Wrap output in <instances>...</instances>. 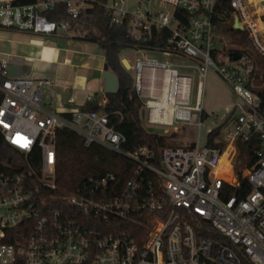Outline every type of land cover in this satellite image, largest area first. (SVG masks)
I'll return each instance as SVG.
<instances>
[{"label":"built area","instance_id":"built-area-1","mask_svg":"<svg viewBox=\"0 0 264 264\" xmlns=\"http://www.w3.org/2000/svg\"><path fill=\"white\" fill-rule=\"evenodd\" d=\"M60 2L68 17L49 19L44 12ZM93 3L0 1V29L64 34ZM230 4L233 27L246 30L264 56V1ZM103 5L112 24H127L128 37L136 44L169 33L163 46L133 49L135 89L147 126L169 129L180 124L200 131L210 71L240 102L208 129V134L219 129L212 145L207 137L199 145L198 134L192 147L126 149V136L111 123L108 112L84 108L72 96L67 100L70 110L58 111L44 94L54 84L52 78L12 75L9 61L0 60L4 138L26 154L39 148L41 159L39 173L10 162L0 167V264H264V95L251 85L252 58L239 53L234 59L232 52L237 51L217 45L222 40L213 20L216 0H106ZM150 54L183 55L193 61L194 103L193 76ZM146 68L151 70L148 84L143 83ZM157 69L162 75L156 93ZM93 99L88 95L87 101ZM62 127L78 131L86 144L98 143L133 160V176L118 187V177L106 172L89 177L74 192H61L55 168L56 132ZM254 134L261 143L257 161L238 173V140ZM229 146L227 170L222 157ZM241 179L251 185L243 197L237 194ZM226 185L234 188L227 199ZM204 221L210 227L204 228Z\"/></svg>","mask_w":264,"mask_h":264},{"label":"trees","instance_id":"trees-1","mask_svg":"<svg viewBox=\"0 0 264 264\" xmlns=\"http://www.w3.org/2000/svg\"><path fill=\"white\" fill-rule=\"evenodd\" d=\"M15 4H30L36 0H12ZM106 0H94L91 7L84 9L79 20L85 21L90 27L88 39L95 41L103 49L105 55V69L114 72L118 78V90L115 93H105L106 103L101 104L103 96L94 95L92 101L83 105L87 109L106 111L110 115L111 123L116 125L118 131L126 136L124 148L133 149L137 146H148L156 152L165 147L195 146V141L190 140L183 143L178 140L177 133H155L147 129L145 117L142 116L143 102L135 89V79L130 69L122 63L120 55L125 47L132 49L144 48L146 46H163L168 36L167 31L159 33L148 42L135 43L128 37L127 24H112L110 13L106 11L103 3ZM51 20L67 18V9L60 2L53 9L44 12ZM215 32L219 40L230 35L236 43V49L240 54H247L254 62L251 76V85L258 94L264 95V56L254 47L252 40L246 30L233 27V10L230 0H216L213 13ZM3 78L0 76V83ZM3 93L0 89V103ZM70 116V113H65ZM207 117V113H204ZM219 129L213 130L207 136L208 144H213V139ZM239 156L236 163L238 173L252 167L257 161V151L261 143L257 134L249 139L238 140ZM231 146L228 147V150ZM40 150L36 148L33 152L23 153L9 144L0 128V167L10 162L14 166L32 168L35 172L40 171ZM239 164L242 167H239ZM136 163L126 156L107 149L98 144H86L84 137L70 127L58 128L56 132V168L55 179L61 192H74L83 182L91 176H99L106 172L114 173L118 178L115 185L123 187L134 173ZM227 189L225 199L234 191L233 187L225 186ZM251 185L245 179H241L240 188L237 191L239 197H243ZM57 191V192H60ZM204 228L210 224L203 223ZM204 234L209 235L206 230Z\"/></svg>","mask_w":264,"mask_h":264},{"label":"crops","instance_id":"crops-1","mask_svg":"<svg viewBox=\"0 0 264 264\" xmlns=\"http://www.w3.org/2000/svg\"><path fill=\"white\" fill-rule=\"evenodd\" d=\"M67 37L69 36L66 33L34 35L0 29V60H8L10 67L15 66L21 70V75L52 78L54 84L47 88L49 98L45 99L53 108L61 112L70 110L71 106L67 100L71 96L82 105L87 101L88 95H99L106 99L104 95L105 55L95 53V47H89L87 51L91 52V57L82 62L80 61L82 58H75L71 54L60 59L58 58L60 50L56 41L59 40L57 38L62 41ZM93 42L98 45L97 42ZM69 52L72 53L74 50L69 48ZM146 74L150 79L151 70L148 69ZM161 75V70H155V77L160 78V84ZM232 108L228 107L225 114Z\"/></svg>","mask_w":264,"mask_h":264},{"label":"rangeland","instance_id":"rangeland-1","mask_svg":"<svg viewBox=\"0 0 264 264\" xmlns=\"http://www.w3.org/2000/svg\"><path fill=\"white\" fill-rule=\"evenodd\" d=\"M0 1H8V0H0ZM90 32V27L85 21L77 20L73 24V26L66 30L67 38H63L62 41L60 38L56 41L57 46L59 47V55L58 58L63 59L65 55H70L73 57H80V61L82 62L86 58H90L91 52H88L89 47H95V53L104 54L103 49L99 45H95L93 41L88 40V35ZM70 41V42H68ZM219 47H227V49L234 50L236 49L235 40L232 39L230 35L223 37L222 41L217 44ZM69 48L73 49L74 52H69ZM90 48V49H91ZM122 58H127L131 63L130 72L134 79H136L137 70L135 68V57L137 52L130 47H125L121 50L120 53ZM150 56H157L162 61H167L169 63L174 64L179 68L181 72L188 73L193 76V86H192V103L195 100V91H196V84H197V74L193 70V61L183 55H154L150 54ZM147 68L143 72V83L148 84L149 79L147 78ZM155 87L156 93L158 88L160 87V78H155ZM49 89L44 90L45 98L48 99L49 96L47 95ZM240 102V98L237 94L231 89V87L222 81L216 74L212 71L208 74L205 86H204V94H203V108L208 116L203 121V125L200 128V131L193 126L189 125H180L175 124L174 127H170L168 129V134L177 133L179 136L177 137L178 140L182 141L183 143H187L190 140L197 141L198 134H199V145H203L207 134L208 129L215 125V122L221 120L224 116L225 111L228 107H235L237 108L238 103ZM146 124V122H145ZM232 155V154H231ZM229 150H227L223 157H222V164L228 170L230 167V158ZM236 166V165H235ZM239 167H242L239 164ZM238 167H235L237 170Z\"/></svg>","mask_w":264,"mask_h":264},{"label":"water","instance_id":"water-1","mask_svg":"<svg viewBox=\"0 0 264 264\" xmlns=\"http://www.w3.org/2000/svg\"><path fill=\"white\" fill-rule=\"evenodd\" d=\"M235 28H238L237 25H235ZM240 28V27H239ZM156 33V28L155 26L152 27V35H155ZM232 56L234 59H237L239 57V53L238 52H232ZM122 63L124 64V66L127 69H131V63L127 58H122ZM9 72L12 75H20L21 74V70H19L17 67L12 66L9 68ZM104 78H105V87H104V93H115L118 90V78L117 75L110 71V70H106L104 72ZM142 116H145V110H142ZM147 129L151 132H155V133H167L168 129L164 128V127H159V126H147Z\"/></svg>","mask_w":264,"mask_h":264},{"label":"bare ground","instance_id":"bare-ground-1","mask_svg":"<svg viewBox=\"0 0 264 264\" xmlns=\"http://www.w3.org/2000/svg\"><path fill=\"white\" fill-rule=\"evenodd\" d=\"M252 1H255L256 3H259V2H262L264 0H252ZM174 127V126H173Z\"/></svg>","mask_w":264,"mask_h":264}]
</instances>
